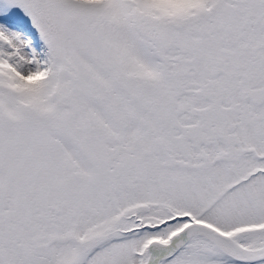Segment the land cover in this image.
<instances>
[{"label":"snow or ice","instance_id":"6c2138e0","mask_svg":"<svg viewBox=\"0 0 264 264\" xmlns=\"http://www.w3.org/2000/svg\"><path fill=\"white\" fill-rule=\"evenodd\" d=\"M0 264H264V0H0Z\"/></svg>","mask_w":264,"mask_h":264}]
</instances>
